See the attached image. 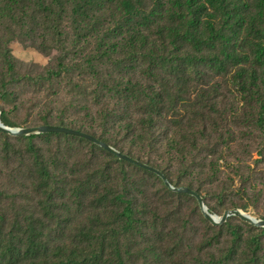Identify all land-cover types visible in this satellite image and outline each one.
Listing matches in <instances>:
<instances>
[{
  "label": "trees",
  "instance_id": "1",
  "mask_svg": "<svg viewBox=\"0 0 264 264\" xmlns=\"http://www.w3.org/2000/svg\"><path fill=\"white\" fill-rule=\"evenodd\" d=\"M3 23L8 30L0 33V55L8 56L7 45L21 28L55 55L40 78L79 71L83 81L75 83L73 115L114 137L122 152L121 146L140 155L157 153L188 171L201 160L219 161L215 152L211 158L200 153L209 148L206 132L228 119L222 107L232 106V117L249 113L264 126V0H0ZM225 89L232 95L228 102L221 98ZM176 109L182 119L173 129ZM185 110L195 117L192 126L184 122ZM36 137L19 140L31 142L21 185L41 201L39 216L23 214L16 193L9 207L13 218L0 203V264H264V243L239 235L226 248L214 247L210 236H202L197 251L186 247L176 231L186 228L190 215L179 217L165 205L161 210L146 195L140 201L122 168L119 182L112 172L73 160L83 175L71 181L69 161L46 156L34 145ZM12 177L21 183V175ZM69 182L79 186L68 188ZM68 191L95 220L59 223L42 215L50 212L49 200ZM204 227L213 236L222 230L206 220ZM67 230L75 233H60Z\"/></svg>",
  "mask_w": 264,
  "mask_h": 264
},
{
  "label": "rangeland",
  "instance_id": "2",
  "mask_svg": "<svg viewBox=\"0 0 264 264\" xmlns=\"http://www.w3.org/2000/svg\"><path fill=\"white\" fill-rule=\"evenodd\" d=\"M6 30L8 27L3 23L0 26V33ZM16 32V38L7 45L9 57L0 55L1 121L9 123V125L4 124L12 128H30L45 124L73 126L91 134L95 133L102 140L109 139L106 142L116 148L114 137L102 135V131L90 127L81 120L80 116L73 115L71 111L72 96L77 93L75 83L82 80L80 77L83 76H78L81 73L64 70L68 75L53 80L40 78L55 55L43 52L37 40L32 35L25 36L21 28H17ZM225 91L226 89L222 90L227 97H221L223 94H220V97L228 102L229 100L226 99L231 98L232 95L228 90L227 93H224ZM231 107L228 105L221 108V114L228 119H219L217 126L210 129L213 133L207 131L208 136L204 135V139L209 141V148L208 146L204 148L200 156L211 158L212 152H215V158L219 161L214 164L210 160H201L198 164H191L187 171L175 165H168V161H163L165 158L157 156V153L150 154L144 151V154L140 155L136 151L130 152L124 146H121V149L124 153L162 170L165 175L169 176L173 182L172 185L187 187L199 193L209 213L213 216L221 217L227 211L241 210L257 220L264 221V126L254 124L249 113H236L235 117H232V112L236 111H232ZM180 113L177 109L172 112L175 116L171 123L173 129L177 127L179 119H182ZM183 114L185 124L192 126L191 121L195 118L192 111L185 110ZM7 136L9 139L0 134V203L7 207L8 216L13 218V210L9 207L15 201L12 199V194L16 193L20 198L15 201L17 204L15 206H18L23 214L37 217L41 201L34 199V195L30 193L32 192L30 186L26 188L25 185H21L30 168L29 147L31 142L28 139L19 140V137L9 134ZM36 136L34 145L41 148L46 156L53 159V156L57 155L69 161V168L66 171L71 181L74 176L83 175L78 173L81 166L73 165L76 160L92 163L88 170L94 165L108 173L112 172V176H117L119 182L122 168L134 181L135 187L132 194L137 195L140 201H143L146 195L148 202L155 203L161 210L165 205L166 209L179 217L184 218L190 215L189 220H186L188 223L186 228L181 226L177 228L185 234V237L180 234L179 230L176 231L186 247L197 251L202 236L214 237L212 244L217 249L230 245L227 242L233 240L235 235L243 236L247 242L257 239L264 243V229L246 226L245 222L234 217L222 226L220 234L213 236L206 231L205 219L194 198L184 194H179L180 197L168 195L164 189L166 186L157 175L152 172L147 174L141 169L127 165L128 163L122 165L121 162L111 158L113 155L104 152L102 148L99 149L97 145L86 140L80 142L81 138L75 136L72 138H58L42 134ZM72 172L75 174L72 175ZM16 175H21L19 184L13 181L12 176ZM67 184L68 188L79 186L72 182ZM49 207V214L42 210V215L51 221L77 223L95 220L87 208L83 207L80 210V206L69 191L66 196L55 195L52 200H49ZM166 227H171V225L166 223ZM48 233L55 232L51 230ZM60 233L70 235L75 231L67 230L60 231Z\"/></svg>",
  "mask_w": 264,
  "mask_h": 264
},
{
  "label": "water",
  "instance_id": "3",
  "mask_svg": "<svg viewBox=\"0 0 264 264\" xmlns=\"http://www.w3.org/2000/svg\"><path fill=\"white\" fill-rule=\"evenodd\" d=\"M0 132L9 134L13 137L32 136V135L48 134V133L64 134V135L79 137L92 144L99 146L100 148L104 149L105 151L109 152L110 154L114 155L120 160H123L127 163L133 164L139 168L154 173L163 181L164 185L169 190H171V192L177 194H184L194 198L197 201V204L204 219L215 228L225 225L227 221H229L231 218L234 217L240 219L241 221L251 226L264 229V221L257 220L241 210L227 211L221 217L213 216L212 214L209 213L204 203V200L199 193L187 187H176L172 185L171 182L168 180L167 176L164 174V172H162V170H160L159 168L114 148L105 140H102L99 137L95 136L94 134H91L90 132H87L85 130H81L73 126L59 125V124H45L30 128H12L6 126L1 121L0 118Z\"/></svg>",
  "mask_w": 264,
  "mask_h": 264
}]
</instances>
